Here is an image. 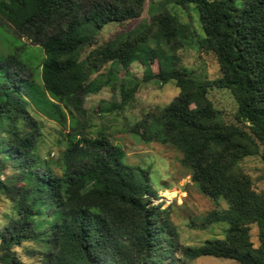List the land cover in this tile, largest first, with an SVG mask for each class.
<instances>
[{
	"label": "trees",
	"instance_id": "1",
	"mask_svg": "<svg viewBox=\"0 0 264 264\" xmlns=\"http://www.w3.org/2000/svg\"><path fill=\"white\" fill-rule=\"evenodd\" d=\"M143 2L0 0V22L39 45L42 55L39 83L17 48L0 56V197L13 211L0 228V264H26L18 247L38 264H166L176 254L187 263L211 256L264 264V193L254 191L244 174L231 172L248 156L258 155L264 167V0L164 2L195 6L202 29L198 49L210 53L218 69L215 78L203 80L178 64L185 27L161 3L148 20L124 31L126 21L140 16ZM109 23L121 30L97 45L98 32ZM150 61L157 63L154 75ZM133 62L144 67V80L172 82L178 93L129 130L142 142L175 148L198 190L225 202L200 221L226 222L222 238L183 246L169 207L151 204L156 192L147 170L126 164L119 146L103 132L89 136L79 120L85 116L83 94L98 87L86 86L90 75L110 63L101 85L114 87L115 68L127 71ZM138 84H121L114 108L126 106ZM213 87L230 92L235 119L249 132L221 120L207 97ZM33 109L59 124L69 118L55 160L35 153L41 133Z\"/></svg>",
	"mask_w": 264,
	"mask_h": 264
},
{
	"label": "rangeland",
	"instance_id": "2",
	"mask_svg": "<svg viewBox=\"0 0 264 264\" xmlns=\"http://www.w3.org/2000/svg\"><path fill=\"white\" fill-rule=\"evenodd\" d=\"M166 0H144L141 14L138 18L124 23V31L131 28L142 19L148 20L158 11L161 3L164 10L172 12L184 25L186 44L176 51L178 64L185 68L190 75L198 80L213 79L218 75V69L210 53L198 49L197 39L202 37V29L198 19V12L193 4L181 8ZM162 9V8H161ZM121 29L116 23H109L102 27L97 35V45L104 40L112 38ZM17 48L19 57L33 69L32 75L39 83V64L41 51L39 45L32 44L24 37L17 38L12 28L0 22V56L14 52ZM93 48V47H92ZM91 48H86L80 55L82 59ZM112 64L106 63L97 72L90 75L86 86L95 90L83 94L82 106L85 110L84 129L89 136L97 132L106 134V138L114 145L121 148L124 153V162L130 166H138L147 170L149 184L156 192V198L151 199V204H161V208L169 207V219L177 231L179 242L183 246H198L206 239L222 238L226 222H214L201 226V218L214 208H224L225 202H215L202 194L197 186L190 180L188 171L180 164L181 154L168 144L158 142L145 143L138 140L129 130L147 112L156 106H164L178 93V88L172 82L159 84L154 78L144 80V67L138 62H133L127 71L117 66L118 79L114 87L101 85L107 70ZM151 74L158 71L157 63L150 61ZM28 72L21 74L26 77ZM139 81L132 99L122 109L114 108L120 100L119 87L121 84L128 87ZM97 84V85H96ZM208 99L213 107L218 110L221 120L230 125L245 129L247 126L235 119L236 103L225 88L213 87L208 89ZM103 108V112L100 110ZM31 115L40 125L41 136L36 142L35 153L39 158L55 160L64 148L60 132L69 131V118L66 115L65 123L59 124L48 119L42 112L35 109ZM49 151V155L47 152ZM232 173H242L251 182V187L258 193H264V167L258 155L245 157L234 165ZM12 204L0 197V228L7 222V217L12 215ZM250 239L256 245V228L250 230ZM17 252L26 264H38L36 256L24 254L20 247ZM166 264H237L229 259L203 256L187 263L180 260L178 254Z\"/></svg>",
	"mask_w": 264,
	"mask_h": 264
}]
</instances>
